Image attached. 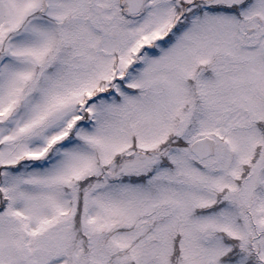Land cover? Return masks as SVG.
I'll use <instances>...</instances> for the list:
<instances>
[{"label": "rangeland", "instance_id": "obj_1", "mask_svg": "<svg viewBox=\"0 0 264 264\" xmlns=\"http://www.w3.org/2000/svg\"><path fill=\"white\" fill-rule=\"evenodd\" d=\"M251 6L252 33L220 30L216 71L213 47L166 43L164 6L121 28L71 0H0V264H264ZM202 137L216 145L199 162Z\"/></svg>", "mask_w": 264, "mask_h": 264}, {"label": "flooded vegetation", "instance_id": "obj_2", "mask_svg": "<svg viewBox=\"0 0 264 264\" xmlns=\"http://www.w3.org/2000/svg\"><path fill=\"white\" fill-rule=\"evenodd\" d=\"M74 11L85 13L87 20L91 21V15L97 14L101 19H105V14L115 18L116 26L127 28L135 21L146 14H152L158 8L164 6L165 14L168 15V31L166 33V43L171 45L177 41L182 42V46L197 47V52L202 54V47H213V54L208 57V65L213 70H220L219 56L217 52L226 44L232 42L224 38L222 40L220 30L227 35L230 31L237 35L252 33L254 28L247 27L253 20L249 19L252 15L253 0H71ZM136 10L132 13L131 10ZM251 21V22H250ZM262 21V20H261ZM250 22V23H249ZM263 22V21H262ZM106 25V24H103ZM205 30L208 32L207 38L198 37L197 31ZM185 30H190L195 36H186ZM227 30V31H226ZM204 32V31H203ZM202 33V32H201ZM181 34L183 38L179 39ZM206 36V34L204 35ZM162 38V37H161ZM179 39V40H178ZM226 39V40H225ZM112 41V40H110ZM242 41V40H240ZM113 42V41H112ZM239 41H234L233 46ZM240 43V45H242ZM104 44L107 48L108 44ZM124 47L122 42H113L112 46ZM231 45V44H230ZM229 46V45H228ZM201 49V50H200ZM199 56V55H198ZM201 56V55H200ZM204 57V56H202ZM196 74L198 68L195 69ZM195 74V75H196ZM193 119H185L184 125H189ZM194 121V120H193ZM204 138V137H202ZM40 264V263H38Z\"/></svg>", "mask_w": 264, "mask_h": 264}, {"label": "water", "instance_id": "obj_3", "mask_svg": "<svg viewBox=\"0 0 264 264\" xmlns=\"http://www.w3.org/2000/svg\"><path fill=\"white\" fill-rule=\"evenodd\" d=\"M131 11L132 13L134 11L137 12L134 9ZM215 145L214 140L205 137L192 142L189 146V151L198 161H202L214 155Z\"/></svg>", "mask_w": 264, "mask_h": 264}, {"label": "trees", "instance_id": "obj_4", "mask_svg": "<svg viewBox=\"0 0 264 264\" xmlns=\"http://www.w3.org/2000/svg\"><path fill=\"white\" fill-rule=\"evenodd\" d=\"M105 173H103V175H104ZM103 175L101 176V175H99V176H95V177H90V178H87V179H85L84 180V182H79L80 183V188L82 189V187H89L90 186V184H92L93 183V185L95 184V181H97V179L99 180L100 178L101 179H103ZM97 178V179H96ZM81 195V193H79V196ZM74 232V231H73ZM81 234V233H80ZM79 234H77L76 232H75V236L77 237ZM75 236H73V237H75ZM230 240V239H229Z\"/></svg>", "mask_w": 264, "mask_h": 264}]
</instances>
